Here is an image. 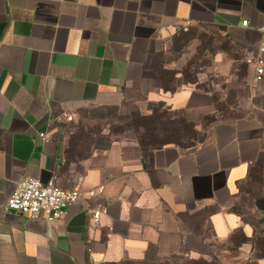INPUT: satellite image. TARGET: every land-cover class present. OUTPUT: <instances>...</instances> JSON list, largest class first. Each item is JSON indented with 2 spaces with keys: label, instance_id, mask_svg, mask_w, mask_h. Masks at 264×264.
<instances>
[{
  "label": "crops",
  "instance_id": "1",
  "mask_svg": "<svg viewBox=\"0 0 264 264\" xmlns=\"http://www.w3.org/2000/svg\"><path fill=\"white\" fill-rule=\"evenodd\" d=\"M263 23L264 0H0V264L209 262L200 247L252 238L264 221V94L245 59ZM190 25L239 49L216 58L225 111L213 91L163 87L164 55ZM161 107L192 125L190 143L77 127ZM27 175L78 189L80 202L51 221L4 211ZM255 251L236 264H264Z\"/></svg>",
  "mask_w": 264,
  "mask_h": 264
},
{
  "label": "rangeland",
  "instance_id": "2",
  "mask_svg": "<svg viewBox=\"0 0 264 264\" xmlns=\"http://www.w3.org/2000/svg\"><path fill=\"white\" fill-rule=\"evenodd\" d=\"M239 54L237 46L211 27L190 25L178 29L171 39L170 48L164 55L165 62L171 69L160 76L163 80V87L172 89L181 84H193L196 88L213 91L218 108L225 111L218 91L229 83L225 82L223 76L217 74L215 70L216 58H219L220 55L233 58ZM238 66L236 79L243 81L245 80L244 68L242 64ZM104 116L103 120L92 126H89L87 118L80 119L77 127L80 129L90 127L94 131L105 127L111 134L119 137H131L141 145L170 141L188 144L197 135L190 123L177 118L173 119L171 112L166 107H161L152 115L144 117L115 111H109ZM248 218L255 224L258 222V219L252 214ZM259 224L257 229H261L256 231L250 239L238 231L225 242L212 241L205 248L200 247L201 250H206L209 254L211 258L209 262L198 260L186 264H236L241 259L249 258L254 246L256 248L254 255L261 256L264 254V221ZM243 246L244 248H242ZM173 264L185 263L174 262Z\"/></svg>",
  "mask_w": 264,
  "mask_h": 264
},
{
  "label": "built area",
  "instance_id": "3",
  "mask_svg": "<svg viewBox=\"0 0 264 264\" xmlns=\"http://www.w3.org/2000/svg\"><path fill=\"white\" fill-rule=\"evenodd\" d=\"M246 25V21H242ZM261 37L257 44L256 55L248 56L245 62L252 67V85L264 94V23L260 28ZM63 117L71 120L70 114ZM45 138V133H40ZM81 192L74 189H63L59 187L54 179L42 182L31 176L19 179L14 190L6 198L2 208L6 212H15L30 217H42L48 221L60 219L66 215L67 208L79 203ZM101 208L93 210L92 217L97 219Z\"/></svg>",
  "mask_w": 264,
  "mask_h": 264
},
{
  "label": "trees",
  "instance_id": "4",
  "mask_svg": "<svg viewBox=\"0 0 264 264\" xmlns=\"http://www.w3.org/2000/svg\"><path fill=\"white\" fill-rule=\"evenodd\" d=\"M165 89H168V90H170V88H165Z\"/></svg>",
  "mask_w": 264,
  "mask_h": 264
}]
</instances>
